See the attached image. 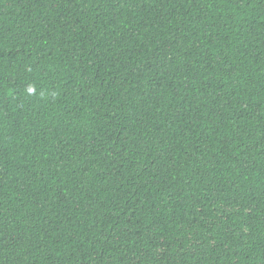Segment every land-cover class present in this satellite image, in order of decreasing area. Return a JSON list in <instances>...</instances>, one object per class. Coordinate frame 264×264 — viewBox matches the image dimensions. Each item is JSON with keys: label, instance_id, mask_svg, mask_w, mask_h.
Masks as SVG:
<instances>
[{"label": "trees", "instance_id": "trees-1", "mask_svg": "<svg viewBox=\"0 0 264 264\" xmlns=\"http://www.w3.org/2000/svg\"><path fill=\"white\" fill-rule=\"evenodd\" d=\"M0 264H264V0H0Z\"/></svg>", "mask_w": 264, "mask_h": 264}]
</instances>
